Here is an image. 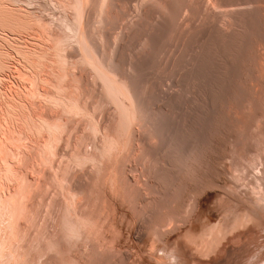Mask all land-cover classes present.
<instances>
[{
    "label": "bare ground",
    "instance_id": "1",
    "mask_svg": "<svg viewBox=\"0 0 264 264\" xmlns=\"http://www.w3.org/2000/svg\"><path fill=\"white\" fill-rule=\"evenodd\" d=\"M0 130V264H262L264 0H0ZM218 134L227 169L211 164ZM208 190L231 205L197 235ZM117 204L145 258L115 247Z\"/></svg>",
    "mask_w": 264,
    "mask_h": 264
},
{
    "label": "rangeland",
    "instance_id": "2",
    "mask_svg": "<svg viewBox=\"0 0 264 264\" xmlns=\"http://www.w3.org/2000/svg\"><path fill=\"white\" fill-rule=\"evenodd\" d=\"M263 1V0H262ZM261 5H263L262 3H260ZM25 6V4L24 3H22V8H26V7H24ZM257 15V14H256ZM255 14L253 15V16H256ZM100 18V17H99ZM256 18H257V16H256ZM97 20V19H96ZM117 28V27H116ZM116 28H111L110 30H111V33L112 32H118L119 30H118V28L116 29ZM114 33V34H115ZM31 33H29V32H27V34H25V32L24 33H22L21 34V37H16V38H18V39H20V40H18V41H20V42H22L23 40L22 39H24V40H28L27 42H33V38H36L34 35H32ZM34 36V37H33ZM30 37V38H29ZM250 38V36H247V38ZM248 38V39H249ZM32 39V40H31ZM222 50H223V48H222ZM248 51H249V48H248V50H247V52L246 53H248ZM223 52V51H222ZM224 53V52H223ZM254 54H256V52H255V49L254 48H252L251 47V49H250V51H249V53H248V59H251V57L252 58H254V59H252L251 61L253 62L255 59H256V57H255V55ZM251 56V57H250ZM14 61V62H13ZM12 61V68H11V71H9V72H7L6 74H7V79H6V82H5V85H6V88L7 89H9V90H12L13 88H15V86H14V83L16 82V80H15V78L14 79H12V77L11 76H13V77H16V76H14V71L16 70V68H19L18 67V65H17V61L16 60H13ZM251 61L250 60H248V62L250 63V65H252L251 67H258L259 69H261L260 70V72H259V70H257L258 71V73H257V71L255 70L254 71V69H253V72H255V73H253L252 72V74H254V76L256 75L257 76V74H258V76H260L259 75V73H262V70H263V68H261V67H263V64H262V62H261V60L259 61V58H258V61H259V65H256V66H254L253 65V63H251ZM256 61H257V59H256ZM254 62V63H257V62ZM260 62H261V64H260ZM17 65V66H16ZM14 67V68H13ZM256 67V68H257ZM252 71V70H251ZM13 74V75H12ZM253 76V75H252ZM8 80V81H7ZM22 86H24V89H25V91H28L29 90V88H30V84H29V81H22ZM11 86V87H10ZM10 87V88H9ZM42 87H44L43 85H42ZM44 88H47V87H44ZM72 88H73V86H72ZM91 91H93V89L90 87L89 88V93L91 92ZM183 96H186L187 97V100H186V97H184L185 99H183L182 98V102L181 103H178L177 102V105H179V104H184V103H186L187 105H184V106H188V100L190 101V99H191V97H190V95L188 96V95H183ZM88 98H89V106H90V110L93 112L94 110L96 111V109H95V107L97 106V99L96 98H94L92 95H89L88 96ZM200 100V99H199ZM214 101H213V103H214V106H213V113H214V115H215V113L217 114L218 113V111H219V106H220V100L218 99V98H216V97H214V99H213ZM36 101V100H35ZM97 101V102H96ZM180 101H181V99H180ZM188 103H187V102ZM240 100H235V102H232V100L230 101V103H228V104H231L230 106L227 104L226 105V102L224 103V105H226L225 106V108H227V106H228V108L227 109H225V111L226 110H228V109H230V111L228 110V112H231V111H239V112H241L240 110L242 109V107H241V103L239 102ZM200 102H201V100L198 102L199 104H198V108H196V106H195V108L197 109V114H199L198 116H197V118L199 117H201L200 119L202 120H200L199 118H198V120L200 121V123H203V124H201L202 126H200V123H199V121L197 120V122L199 123H197V125L198 126H200V127H205L204 126V124L206 123V121L205 120H207V119H204V116H202V114H200V112H202V110H201V108L199 107V105H202V102H201V104H200ZM234 104V105H232V103ZM38 103H39V101H38ZM176 103V102H175ZM174 103V104H175ZM235 103H237L236 105H235ZM173 104V105H174ZM191 103H189V105H190ZM217 104V105H216ZM239 104V105H238ZM216 105V106H215ZM215 107H217V108H215ZM233 109H231V108ZM235 108H236V110H235ZM239 108V109H238ZM221 109V108H220ZM198 110H201V111H198ZM217 110V111H216ZM216 111V112H215ZM111 112H113V110H111ZM110 112V113H111ZM233 112H231V113H233ZM201 115V116H200ZM242 115V116H241ZM241 118H242V120L243 121H246L247 120V117H248V114L245 112V111H243L242 113H241ZM246 117V118H245ZM204 119V120H203ZM205 121V122H204ZM206 125V124H205ZM195 126H196V124H195ZM198 126H196V127H198ZM196 127H195V130H198V131H200V130H204L205 128H203V129H201V128H199V129H196ZM217 129H219L218 127L216 128V130ZM1 131V130H0ZM197 132V131H196ZM204 131H200V133H203ZM2 133V131L0 132V134ZM198 133V132H197ZM3 134V133H2ZM0 135V138H2V139H0V141H2V140H4V134L3 135ZM219 135V134H218ZM188 136H187V134H186V139H188L187 138ZM78 139V136L76 137V140ZM184 140H182V142L184 143V141H185V137L183 138ZM224 137H220V135L219 136H217L216 135V137H215V144H216V146L218 145V147H217V150H218V152L216 151V153H215V158L213 157V155L211 156L212 158H211V161L213 160V161H215V162H213V163H211L212 164V166L214 165V167H217L218 169H227V167H228V164H229V162H230V160H229V162H228V159L227 160H222L221 159V157L223 158V157H226V156H228V154H229V151L227 150V149H229V145H228V143H227V141L224 139ZM186 141H188V140H186ZM186 141H185V143H186ZM227 143V144H226ZM225 146H224V145ZM63 144H61V148H63V150H65V148L66 147H64V146H62ZM75 146H77V145H75ZM240 146V145H239ZM242 146V147H241ZM241 146H240V148L242 149L243 148V144L241 143ZM223 147V148H222ZM227 147V148H226ZM220 148V149H219ZM222 149V150H221ZM224 150V151H223ZM225 150H226V152H225ZM222 151V152H221ZM243 152V151H242ZM222 153H224V154H222ZM73 153H70V155H69V158H70V156L72 155ZM219 156V157H218ZM215 160H214V159ZM218 158V159H217ZM218 161H217V160ZM224 161V162H223ZM225 162H227V163H225ZM21 164V166H19ZM18 163L17 165H18V167L20 168L21 167V169H27V167L24 165V163L22 164V162L21 163ZM219 164V165H218ZM16 165V166H17ZM27 165V164H26ZM221 165H222V167H221ZM226 165V167H224V166ZM25 167V168H24ZM221 167V168H220ZM45 169V168H44ZM23 170V171H24ZM31 171L30 169H27V170H25L26 172H28V174H30V176L33 174L32 172H30L29 173V171ZM45 170H47V169H45ZM214 170H212V174L216 177V178H218L217 176H218V172L217 171H214ZM32 173V174H31ZM249 174V173H248ZM35 175V174H34ZM220 175V174H219ZM33 176V175H32ZM230 176L228 175L227 177H225V176H221L220 178H222V180L221 181H227L228 180V178H229ZM231 178V177H230ZM229 178V179H230ZM41 180H42V178H41ZM51 191V192H50ZM49 195V196H48ZM51 196H53V191H52V188L51 189H49L48 191L46 190L45 192H44V195H43V197H42V199L41 200H43V198H44V203H45V200H47L46 198H51ZM48 198V199H49ZM248 198H252V196L251 195H249V197ZM37 199H39L40 200V198H37ZM39 200L36 202V203H38V204H36V206H35V211L37 212V211H40L39 212V214L41 213V211H42V206L44 205H42L41 206V201L39 202ZM221 199H220V192L219 191H216V190H208V191H206V193L199 199V201H200V208H199V212L197 213V215H196V220H198V222H196V225L194 224V228H193V232H195L197 235H200L202 232H203V230H205V229H208V228H210L211 226H214V225H216V224H218V222H220V220L222 219V217H223V211H222V209H225V208H227V207H229L231 204H230V202H228V201H226V202H224V200H222V201H220ZM43 202V201H42ZM222 202V203H221ZM39 205L41 206V208L40 209H38V207H39ZM223 205V206H222ZM227 205V207H225ZM117 206H118V210H117V214H116V216H117V219L115 220L117 223H118V227H119V229L122 231V233L124 234V238L120 241V240H117L116 241V243L114 244L115 245V247L117 248V249H119V250H122V251H128L130 254H132V259L133 260H136V258H145V256H146V254H148V252H144L143 250H146V249H149V246H150V242H149V240L148 239H146V240H144V241H142L141 243H138L137 241H136V239H135V232L136 231H138V230H141V232L142 231H145L146 232V230L144 229V228H141V227H139L138 226V224H137V222H136V220L133 218L134 216L131 214V211H130V209H128L126 206H120V204H117ZM221 212H222V214H221ZM38 213V212H37ZM126 217L127 219L125 220V219H123V217ZM43 217H44V215H43ZM263 217H264V209H263ZM37 224H35L34 223V225L32 226V228H31V232H32V234H36V233H38V232H42L43 231V229H42V227H41V225H42V220H39V218H37ZM207 221H210L209 223L207 222ZM207 222V223H206ZM209 224V225H208ZM263 224H264V219H263ZM204 225V226H203ZM206 225V226H205ZM203 226V227H202ZM208 226V227H207ZM206 227V228H205ZM262 227H264V225H262ZM201 228H202V230H201ZM202 231V232H201ZM185 232V229H182V232L181 233H175V234H171L170 235V237H171V239L172 240H175V239H177V238H179V236L180 235H182L183 233ZM261 241H259V246H257L258 247V252H259V254H258V257L259 258H261L262 259V264L264 263V238H261L260 239ZM36 242H34V244H35ZM187 254L188 253H190V251H187L186 252ZM110 263H113L114 262V260H115V258L114 257H111L110 259ZM196 260V259H195ZM212 261H214V259L212 258ZM218 263V262H217ZM258 263V260H256L255 258H250L248 261H245V263L244 264H257ZM104 264H107V260L105 261V263Z\"/></svg>",
    "mask_w": 264,
    "mask_h": 264
}]
</instances>
